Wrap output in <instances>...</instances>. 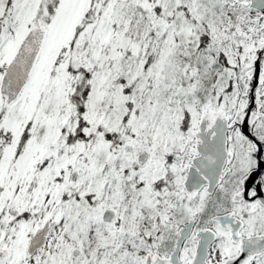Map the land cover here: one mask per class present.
Masks as SVG:
<instances>
[{"label": "snow or ice", "instance_id": "1", "mask_svg": "<svg viewBox=\"0 0 264 264\" xmlns=\"http://www.w3.org/2000/svg\"><path fill=\"white\" fill-rule=\"evenodd\" d=\"M0 264H264V0H0Z\"/></svg>", "mask_w": 264, "mask_h": 264}]
</instances>
